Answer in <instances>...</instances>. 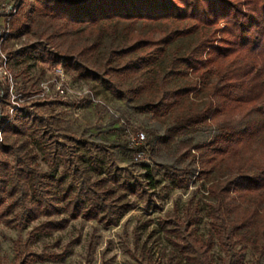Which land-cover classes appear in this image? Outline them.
<instances>
[{
    "label": "rangeland",
    "instance_id": "rangeland-1",
    "mask_svg": "<svg viewBox=\"0 0 264 264\" xmlns=\"http://www.w3.org/2000/svg\"><path fill=\"white\" fill-rule=\"evenodd\" d=\"M15 2L0 0V33L7 36L0 40V67L3 54L7 78L0 81L8 92L0 100V111L12 118L32 113L34 122L24 126V134L0 132V143L15 148L13 153L0 151V161L27 175V211L34 206L36 188H41L60 199L66 194L79 201L81 212L73 218L71 212L56 210L30 220L23 215L24 208H15L0 221V264H189L174 246L180 242L172 231L177 232L175 225L191 214L198 220L194 227L199 237L211 238L209 212L217 199L209 194V187L231 172L226 161L209 174L200 165L203 155L196 147L211 141L216 126L177 136L169 146L160 143L154 153L146 151L142 160H136L131 149L138 133L146 135V143L149 132L163 135L174 119L201 108L208 87L201 84L197 93L167 115L142 111L147 103L157 102L151 88L134 97L131 90L138 84L127 81L121 85L127 97L118 99L94 81L76 80L61 65L39 60L35 52L17 54L38 43L73 53L93 43L95 36L62 34L61 22L39 13L27 18L28 28L21 34L11 36L6 13ZM150 28L143 23L135 26L138 31ZM122 29L113 25L104 30L101 47L87 58L91 66L100 68L109 50L121 44ZM196 42L193 36L183 38L173 48L184 54ZM160 75H168L170 87L198 80L193 73L187 78L169 74L166 68ZM175 174L184 176L187 183L178 188ZM129 185H136V193L126 188ZM13 200L7 198L6 205ZM62 207L60 202L58 208ZM47 222L59 223L60 228L46 229ZM251 241L242 252L246 263L259 255ZM210 255L212 264H222L225 258L218 246Z\"/></svg>",
    "mask_w": 264,
    "mask_h": 264
},
{
    "label": "trees",
    "instance_id": "trees-1",
    "mask_svg": "<svg viewBox=\"0 0 264 264\" xmlns=\"http://www.w3.org/2000/svg\"><path fill=\"white\" fill-rule=\"evenodd\" d=\"M36 13L61 22L62 34L87 33L95 41L73 53L38 43L17 54L32 56L35 52L39 60L61 65L76 80L94 81L118 99L127 97L121 87L124 82L138 84L131 90L134 97L151 88L157 102L147 103L142 111L167 115L197 93L201 84L208 87L201 108L174 119L163 135L149 132L148 141L131 150L154 153L160 143L169 146L177 136L214 124L211 141L196 147L203 155L204 172L211 173L223 161L231 171L209 187V194L217 199L209 212L213 236L208 240L199 237L194 227L198 220L188 214L175 225L178 231L172 234L180 243L173 244L189 264H212L210 252L215 246L225 254L222 264H264V0H16L6 13L9 34H21L28 28L27 18ZM138 23L151 28L138 31ZM113 25L123 27L121 44L109 50L100 68L91 66L87 58L98 51L104 30ZM192 36L197 42L186 53L173 48L178 40ZM163 68L187 78L193 73L198 80L170 87L168 75L161 78ZM7 96L0 81V100ZM31 115L12 118L0 111V132L24 134V126L34 122ZM14 150L0 143L2 153ZM144 168L149 170L147 165ZM147 176L151 178V173ZM174 176L178 188L187 183L184 176ZM135 186L126 188L136 193ZM35 192L34 206L27 211V175L0 161V221L17 207L24 208L23 215L30 220L56 210L71 212L73 218L81 212V203L66 194L60 199L41 188ZM7 198L14 200L6 205ZM60 202L64 203L61 209ZM43 226L60 228L53 222ZM250 239L257 244L259 255L246 263L242 252Z\"/></svg>",
    "mask_w": 264,
    "mask_h": 264
},
{
    "label": "built area",
    "instance_id": "built-area-1",
    "mask_svg": "<svg viewBox=\"0 0 264 264\" xmlns=\"http://www.w3.org/2000/svg\"><path fill=\"white\" fill-rule=\"evenodd\" d=\"M6 37L7 36H4V35H2V33H0L1 42L5 41ZM3 59H4V65L0 67V78H2V77L7 78V72L5 71V66L7 65V58L3 54H1V60H3ZM57 74L60 77H64V72L60 69L57 70ZM59 90L61 91L62 94L65 93V91L63 89H61V87H59ZM145 141H146L145 134L143 132L138 133L137 137H136V145L143 144V143H145ZM135 156H136L135 157L136 160H142L145 156V153L139 152V153H136Z\"/></svg>",
    "mask_w": 264,
    "mask_h": 264
}]
</instances>
